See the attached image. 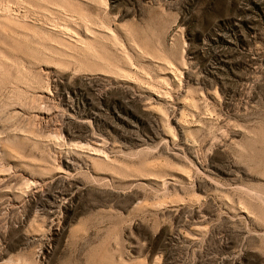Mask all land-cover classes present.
I'll return each instance as SVG.
<instances>
[{
  "label": "rangeland",
  "instance_id": "obj_1",
  "mask_svg": "<svg viewBox=\"0 0 264 264\" xmlns=\"http://www.w3.org/2000/svg\"><path fill=\"white\" fill-rule=\"evenodd\" d=\"M53 1L0 0V264H264V0Z\"/></svg>",
  "mask_w": 264,
  "mask_h": 264
},
{
  "label": "bare ground",
  "instance_id": "obj_2",
  "mask_svg": "<svg viewBox=\"0 0 264 264\" xmlns=\"http://www.w3.org/2000/svg\"><path fill=\"white\" fill-rule=\"evenodd\" d=\"M39 1V3H41L43 6H45L44 8L42 7V9L43 10H47V9H49L50 7V5H52L55 1H53V0H38ZM60 1V0H59ZM14 2V1H13ZM31 2V1H30ZM69 3V2H68ZM97 3V2H96ZM22 4V3H21ZM36 4V3H35ZM38 4V3H37ZM40 4V5H41ZM57 4H59V2L57 3ZM63 4V3H62ZM41 5V6H42ZM60 5V4H59ZM36 6V5H35ZM69 6V5H68ZM47 7H49V8H47ZM62 7V6H61ZM67 7V6H66ZM39 8H41V7H39ZM47 8V9H46ZM53 8V7H52ZM65 8V7H64ZM70 8V7H69ZM4 9V8H3ZM68 9V8H67ZM62 10V9H61ZM5 16H10V13L12 14V12H10V7H8V8H5ZM12 11V10H11ZM71 12H72V10H71ZM74 12H75V10H74ZM75 13H77V12H75ZM80 13V12H79ZM85 17H87V16H85ZM6 19H7V17H6ZM12 19V18H11ZM13 20V19H12ZM22 21V20H21ZM69 29V28H68ZM102 33V31H100V34ZM104 33H106V32H104ZM96 34L98 35L99 34V32H96ZM95 35V34H94ZM88 50H93L92 49V47H89V49ZM87 50V51H88ZM89 52V51H88ZM90 53V52H89ZM97 58V57H96ZM1 67V66H0Z\"/></svg>",
  "mask_w": 264,
  "mask_h": 264
}]
</instances>
